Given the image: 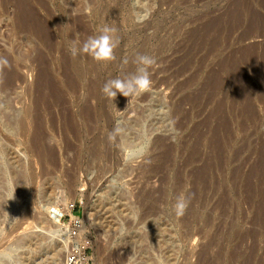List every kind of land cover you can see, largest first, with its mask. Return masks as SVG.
Here are the masks:
<instances>
[{"label":"rangeland","instance_id":"rangeland-1","mask_svg":"<svg viewBox=\"0 0 264 264\" xmlns=\"http://www.w3.org/2000/svg\"><path fill=\"white\" fill-rule=\"evenodd\" d=\"M105 26L114 61L71 55ZM138 54L151 90L103 95ZM0 58V252L264 264V0H0Z\"/></svg>","mask_w":264,"mask_h":264},{"label":"clouds","instance_id":"clouds-1","mask_svg":"<svg viewBox=\"0 0 264 264\" xmlns=\"http://www.w3.org/2000/svg\"><path fill=\"white\" fill-rule=\"evenodd\" d=\"M146 19V15L137 14L136 16L137 23H143ZM116 31L117 29L114 27L105 26L100 29L98 35L89 36L82 44L70 41L71 55L73 57L88 56L101 64L114 61L116 59L115 49L118 46V40L114 36ZM7 63L6 58H0V65ZM132 63L136 66L135 71L107 80L101 89L103 95L112 99H115L118 94L129 98L151 90L152 80L149 68L155 63L154 58L147 54H138ZM116 131H120V129H114V132ZM188 206V197L181 194L173 204V211L175 215L183 216ZM0 264H22V262L17 256L16 250L9 249L0 252Z\"/></svg>","mask_w":264,"mask_h":264},{"label":"built area","instance_id":"built-area-1","mask_svg":"<svg viewBox=\"0 0 264 264\" xmlns=\"http://www.w3.org/2000/svg\"><path fill=\"white\" fill-rule=\"evenodd\" d=\"M77 205L72 203L70 205V212H72V225L67 229L68 238L75 239L78 237V232L81 228V221L79 217L75 216L73 212H75ZM73 246V245H72ZM91 261V257L88 256V247L85 243H75L72 247L71 251L68 254L67 264H89Z\"/></svg>","mask_w":264,"mask_h":264},{"label":"bare ground","instance_id":"bare-ground-1","mask_svg":"<svg viewBox=\"0 0 264 264\" xmlns=\"http://www.w3.org/2000/svg\"><path fill=\"white\" fill-rule=\"evenodd\" d=\"M19 223V222H18ZM26 222L25 221H20V223L18 224V226H17V228H16V230H18V229H21V227L25 224ZM24 228V230H21V231H23V233H24V231H27V230H29L28 229V227H23ZM22 228V229H23ZM28 232H30V231H28ZM36 233H34V231H32V233L31 234H33V236H34V238H40V236H42V233H40L39 231L37 232V231H35ZM22 233V234H23ZM44 235V234H43Z\"/></svg>","mask_w":264,"mask_h":264}]
</instances>
